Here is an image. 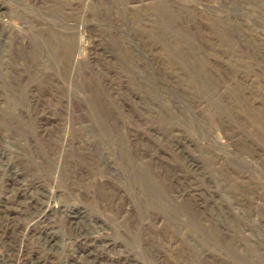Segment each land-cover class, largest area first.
Segmentation results:
<instances>
[{"label":"rangeland","instance_id":"rangeland-1","mask_svg":"<svg viewBox=\"0 0 264 264\" xmlns=\"http://www.w3.org/2000/svg\"><path fill=\"white\" fill-rule=\"evenodd\" d=\"M0 264H264V0H0Z\"/></svg>","mask_w":264,"mask_h":264}]
</instances>
